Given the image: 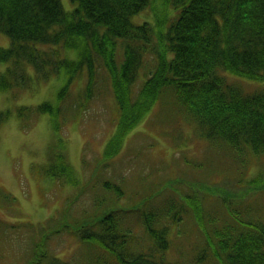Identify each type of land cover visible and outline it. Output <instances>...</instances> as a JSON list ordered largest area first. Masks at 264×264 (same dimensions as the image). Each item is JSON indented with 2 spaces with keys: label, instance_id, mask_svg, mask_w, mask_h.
I'll return each mask as SVG.
<instances>
[{
  "label": "trees",
  "instance_id": "1",
  "mask_svg": "<svg viewBox=\"0 0 264 264\" xmlns=\"http://www.w3.org/2000/svg\"><path fill=\"white\" fill-rule=\"evenodd\" d=\"M72 1L76 6L68 13L61 0H0V34L11 38L8 48L0 47V64L6 65L0 73V91L16 86L27 89L64 75L69 85L87 68L89 93L102 66L121 105L136 103L132 92L138 81L159 94L171 89L177 106L201 136L243 147L242 155L251 153L250 148L264 152V88L246 91L238 84H228L221 73L264 82V0H175L179 12L169 23L165 14H157L154 24L140 25L133 24L132 18L151 0ZM71 50L77 51L76 59L66 55ZM147 61L154 65L151 75L146 81L139 80ZM65 90L58 94L56 104L24 107L29 111L28 126L41 111L59 118ZM147 99L139 101L140 112L132 119L122 116L116 135L106 146L107 159L115 156L140 113L149 110L144 102ZM73 108L86 109L82 104ZM54 129L57 131L56 125ZM50 161L48 173L76 184L64 153L59 156L53 150ZM260 179H251L245 186V207L215 196L214 191L202 194L205 201L216 199V203H209L199 214V237L208 241L194 249L196 257L191 263L186 248H179L176 261L168 256L191 202L197 199L191 191L151 207L143 202L114 208L111 202L91 223L85 219L75 222L67 232L87 249L83 264H264V204L256 202L264 190ZM104 188L114 192L116 199L122 195L119 186L110 182H105ZM216 206L220 208L218 216L213 213ZM52 224L20 225L41 235V230H49ZM4 227L0 222L1 234ZM55 234L61 232L52 230L43 239L39 237L26 264H74L54 256L46 247L50 236H58ZM183 238H191L190 232Z\"/></svg>",
  "mask_w": 264,
  "mask_h": 264
},
{
  "label": "rangeland",
  "instance_id": "2",
  "mask_svg": "<svg viewBox=\"0 0 264 264\" xmlns=\"http://www.w3.org/2000/svg\"><path fill=\"white\" fill-rule=\"evenodd\" d=\"M61 2L68 13L75 9L72 0ZM178 12L175 0H151V4L133 16L132 22L154 24L157 14H165L169 23ZM10 44L11 38L0 34V47L8 48ZM66 55L76 59L77 51H68ZM153 66L147 61L139 80L146 81ZM161 67L165 70L164 64ZM5 68L6 65L0 64V73ZM157 69L163 72L159 66ZM221 73L228 84H238L246 91L264 88V82ZM89 78L86 68L69 85L64 75L46 83H34L27 89L16 86L0 91V222L5 224L0 233V264H26L39 237L43 239L52 230L61 234L46 241L51 254L83 264L87 249L67 232L69 225L84 219L91 223L111 202L114 208L139 206L143 202L151 207L190 191L197 199L191 202L180 236L175 238L176 245L168 256L176 261L180 258L179 248H186V258L191 263L196 257L195 250L208 241L205 236L199 237L196 227L199 214L209 203H216V199L205 201L202 194L206 190L214 191L211 193L215 196L227 197L230 202L245 207L248 201L245 186L259 176L264 183V152L256 153L250 148L251 153L242 155L243 147L221 140L212 142L201 136L184 110L177 106L171 89L159 94L138 81L132 92L136 103L121 105L102 66L98 67L94 86L88 93ZM63 89L66 98L60 102L59 118L41 111L28 126L29 111L23 108L44 102L56 104ZM142 98H148L144 102L150 106L149 110L140 113L115 156L107 159L106 146L122 116L126 114L132 119L138 114ZM78 104L86 109L73 108ZM2 113L6 115L1 116ZM53 150L67 157L75 185L66 183V177L48 173ZM105 182L119 186L122 195L116 199L114 192L104 188ZM256 202L264 204V190ZM213 213L218 216L220 208L216 206ZM52 221L54 224L49 230H41V235L27 225H20L29 222L42 227ZM186 232H190L191 238H183Z\"/></svg>",
  "mask_w": 264,
  "mask_h": 264
},
{
  "label": "bare ground",
  "instance_id": "3",
  "mask_svg": "<svg viewBox=\"0 0 264 264\" xmlns=\"http://www.w3.org/2000/svg\"><path fill=\"white\" fill-rule=\"evenodd\" d=\"M116 133H117V132H115L114 135H116ZM114 135H113V136H114Z\"/></svg>",
  "mask_w": 264,
  "mask_h": 264
}]
</instances>
